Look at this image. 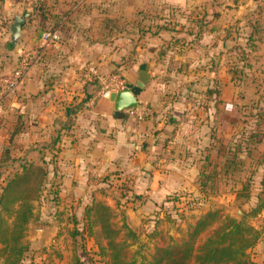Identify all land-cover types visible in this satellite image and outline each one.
<instances>
[{"label":"rangeland","instance_id":"1","mask_svg":"<svg viewBox=\"0 0 264 264\" xmlns=\"http://www.w3.org/2000/svg\"><path fill=\"white\" fill-rule=\"evenodd\" d=\"M212 1H215L212 14L219 9L224 15L221 19L213 18L212 26L223 28V32L212 37L213 45H217L212 49V69L206 70V80L211 79L213 92L219 93L225 80L227 89L233 88L236 92L225 104L227 118L220 119L219 107H212V145L198 152L203 160L201 171H215L216 176L205 183L200 171L187 188L170 191L165 196L151 197L149 193L136 191L128 173L127 182L120 180L121 175L109 181L86 182L82 187L79 181L67 182L58 172L61 171L58 143L63 129L77 122V112L88 107L85 96L80 93L95 97L92 101L108 99L101 94L103 81L97 75L88 80L89 64L84 63L77 70L82 83L74 89L69 86L68 90L57 91L64 80H52L60 76L51 75V70L34 93L24 91L25 80L15 89H9L2 78L15 69L22 52L13 67L12 57L5 58L6 52L0 50V234L2 224L10 227L6 231L8 240H14L21 231L20 244L26 246L23 264H106V256L100 254L99 247V242H107L100 236L99 213L94 210L89 216V209L97 202L111 207V221L119 228L117 237L129 244L130 254L138 261L144 257L149 259L155 248L166 244L170 236L176 241L186 238L200 216L218 211L217 217L221 220L225 216L244 219L261 231V237L248 252L254 264H264V0ZM170 7L152 4L151 14L157 20L171 12ZM117 15L118 24L123 26L128 17L120 11ZM134 16L132 20L136 21ZM4 22L7 28V20ZM116 38L120 44L124 41L122 37ZM129 38L138 42L142 37ZM47 45L34 50L39 51L35 63L41 66L53 57V53L47 56L40 52ZM17 46L10 50L14 51ZM199 47L179 53H171L166 48L157 53L153 51V56L160 59L159 65L164 64L156 69L158 83L170 80L172 96H177L181 83L193 87L198 86L193 83L196 81L203 84V70L194 67L198 60L203 62L204 53ZM52 48L56 47H49ZM138 55L135 47L121 59L131 67ZM145 55L148 54L142 57ZM127 69L114 68L110 73L123 74ZM199 88L189 97L186 91L181 98L179 109L190 113L188 124H194ZM70 90L74 92L67 94ZM215 99L221 102L218 96ZM138 108L146 111L144 117L154 112L144 103L124 112L128 114ZM219 123L227 128L225 134L214 130ZM13 179L21 181L15 183L1 202L6 186ZM28 207L31 214L23 222L22 215ZM38 225L48 227L47 232L35 230Z\"/></svg>","mask_w":264,"mask_h":264},{"label":"crops","instance_id":"2","mask_svg":"<svg viewBox=\"0 0 264 264\" xmlns=\"http://www.w3.org/2000/svg\"><path fill=\"white\" fill-rule=\"evenodd\" d=\"M214 3L212 0L2 1L0 50L6 52L5 58L8 55L12 57L13 67L22 51H34L43 46L41 35L45 28H57L63 37L59 44H52L56 48L49 49L52 45L48 44L40 51L47 56L53 53V57L42 62L43 68L39 63L32 66L25 78L24 91L34 93L39 89L49 70L51 75L60 76L52 80H64L62 85L57 86V91L68 90L69 86L74 89L82 83L77 70L84 63L94 65L100 73L98 77L104 81L110 70L122 63L121 58L125 53L135 47L139 55L131 67L125 66L128 69L123 74L130 84L140 79L143 67L150 74L138 100L140 106L144 103L154 110L151 116L139 117L141 109L138 108L123 117H116L113 102L104 97L92 101L95 97L91 96L85 102L88 107L77 112V122L63 129L62 140L58 143L61 167L58 172L67 182L79 181L82 187L86 182L109 181L115 175H121L120 180H123L128 173L136 191L156 197L185 189L196 179L203 164L198 152L212 145V107H219L220 119L227 118L225 104L228 97L236 93L233 88L227 89V80L219 93L213 92L211 79L206 80V70L212 69V49L217 45H213L212 37L223 32L220 27L211 29L214 19L224 18L219 9L212 14ZM152 4L171 6V12L162 14L164 16L156 20V15L151 14ZM26 9L30 10V15L23 25L21 42L11 51L9 24L12 15ZM117 11L128 17L124 19L123 26L118 24ZM132 16L137 20H132ZM158 24L162 28L155 31L154 27ZM135 36L142 38L138 42L129 38ZM116 37H122L124 41L120 44ZM174 37L179 38L178 43L170 42ZM197 45L204 55L203 62L198 60L194 67L203 70V84L199 85L196 81L193 83L198 86L193 87L181 83L177 96H172L170 80L158 83L156 69L164 67V64L159 65L160 59L153 56V51L157 53L161 48H166L171 53H179L184 49L193 51ZM219 47L222 48L223 44ZM144 54L148 55L142 57ZM180 64L179 69L182 67ZM196 87L201 88L196 91L197 113L194 124H188L190 113L179 109L180 102L186 91L190 93L189 97ZM71 92L74 90L67 91V94ZM80 94L86 96V92ZM216 96L221 102L215 99ZM214 130L225 134L227 128L224 129L219 123ZM256 246H260V243Z\"/></svg>","mask_w":264,"mask_h":264},{"label":"trees","instance_id":"3","mask_svg":"<svg viewBox=\"0 0 264 264\" xmlns=\"http://www.w3.org/2000/svg\"><path fill=\"white\" fill-rule=\"evenodd\" d=\"M40 9L42 8L40 7ZM161 28L158 24L154 30L159 31ZM211 29H215V27L211 26ZM172 39L174 40H170L171 43L179 40L175 37ZM127 64L125 62L118 63L116 68L125 67ZM113 73L117 72L108 74L107 78ZM141 77L146 83L149 81L150 77L146 67L141 69ZM90 97V94H86L85 101H88ZM124 115V111H114L116 117H123ZM201 172L200 178L205 183L214 180L216 176L215 171ZM19 181L21 179L18 181L13 179L8 183L1 202L11 193L10 189ZM122 181L127 182V179L124 178ZM94 210L99 213L97 219H100V236L107 240L106 244L99 242L100 254L106 256V264H254L248 249L253 247L261 237V231L245 222L244 219L225 216L221 220L217 217L218 211H208L196 220L186 238L176 241L170 236L166 244L158 245L155 248L149 259L144 257L138 261L134 254H130L129 244L117 237L119 228L111 221V207L102 202H97L89 209V216ZM259 210L260 207L255 209V212L257 213ZM30 214L31 207H28L22 215L23 222L28 220ZM97 219L93 222L96 223ZM21 228H23V223ZM7 230H10V227L2 224L0 263L23 264L26 246L20 244L21 231L13 237L14 240H8ZM15 231L16 227L11 232L14 233Z\"/></svg>","mask_w":264,"mask_h":264},{"label":"built area","instance_id":"4","mask_svg":"<svg viewBox=\"0 0 264 264\" xmlns=\"http://www.w3.org/2000/svg\"><path fill=\"white\" fill-rule=\"evenodd\" d=\"M3 0H0V4ZM63 37L61 32L57 28H49L42 32L41 40L42 44H54L57 45L62 41ZM38 53L34 51H22L21 57L19 59L18 65L11 72L10 75L2 78V81L6 83L9 89H15L25 80L26 76L29 74L33 64L38 57ZM88 72L86 73V78L91 80L92 75L99 76V72L94 65H90ZM130 87L129 82L120 73L111 74L106 80L103 81V90L101 91L102 96L109 97L110 93L113 91L123 90ZM146 111H140L139 117H144Z\"/></svg>","mask_w":264,"mask_h":264},{"label":"water","instance_id":"5","mask_svg":"<svg viewBox=\"0 0 264 264\" xmlns=\"http://www.w3.org/2000/svg\"><path fill=\"white\" fill-rule=\"evenodd\" d=\"M29 15L30 10L28 9L22 11L21 13H15L12 15V20L9 24V42L12 46L20 44L23 25L27 21ZM145 86V81L138 79L128 88L111 92L108 99L113 102V108L115 111H124L131 108H137L139 105L138 95L142 92ZM35 230H44L47 232L48 227L38 225L35 226Z\"/></svg>","mask_w":264,"mask_h":264}]
</instances>
